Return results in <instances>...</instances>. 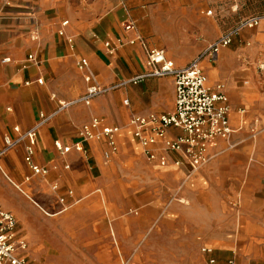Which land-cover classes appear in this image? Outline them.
<instances>
[{
  "label": "crops",
  "instance_id": "1",
  "mask_svg": "<svg viewBox=\"0 0 264 264\" xmlns=\"http://www.w3.org/2000/svg\"><path fill=\"white\" fill-rule=\"evenodd\" d=\"M260 16L264 0H0V148L37 127L32 159L48 170L35 175L25 162L28 140L0 157L15 193L0 206L15 216L29 264H264V18L200 62L211 86L224 85L233 131L209 146L207 164L177 166L162 140L151 160L130 125L175 109L174 79L147 76V48L184 68ZM82 59L116 88L60 109L88 90ZM94 118L120 129L109 159L107 138L79 137Z\"/></svg>",
  "mask_w": 264,
  "mask_h": 264
},
{
  "label": "built area",
  "instance_id": "2",
  "mask_svg": "<svg viewBox=\"0 0 264 264\" xmlns=\"http://www.w3.org/2000/svg\"><path fill=\"white\" fill-rule=\"evenodd\" d=\"M264 16L253 17L243 21L237 29H234L217 39L203 54L195 58L192 63L184 68H177L172 61L166 58V52L162 49L147 48V66L150 77H172L175 83L176 100L175 109L167 114H152L149 116H132L130 125L134 129V137L145 149L147 156L153 160L157 154L151 149L153 145L162 140V150L166 154H178L180 159L174 161L177 166L189 165L192 169H197L210 161L208 149L211 144L218 139L228 140L233 131L230 126L231 106L225 93L224 85L217 84L211 86L208 78L204 74L200 62L208 57L216 60L222 49L228 47L233 39L238 35L239 30L245 26H256ZM67 22L64 23L66 25ZM134 29L133 24L126 25V30ZM141 41V40H140ZM72 42V40H69ZM122 44L121 40H118ZM132 43H135L133 41ZM110 55L114 54L115 47L111 42L105 43ZM33 60V56H29ZM5 61H8L7 59ZM79 69L84 73V79L88 83V90L84 96L69 103L61 104L60 109L70 107L77 103L90 105L94 98L116 88H103L97 81L95 72L91 69L86 59L80 60ZM140 79V78H138ZM132 80L137 83L139 80ZM41 83L40 80H38ZM128 104V101H125ZM43 122L50 116L42 115ZM170 128L181 130L183 136L172 139L167 137ZM19 132L18 129H16ZM98 131L100 134H98ZM118 127H108L103 125V120L94 118L86 125H83L79 137L81 142L107 138L109 150L105 153L106 159L117 152L116 135L119 133ZM37 127L21 134L17 140L6 138V146L0 148V157L7 150L13 148L17 143L28 140L26 146L25 162L35 175L46 176L48 170L40 168L33 162L34 148L36 145ZM79 145V144H78ZM56 147L63 153L70 151L71 147H66L56 143ZM161 164L166 165L165 156L161 158ZM56 190L57 187L55 186ZM64 203V200L61 199ZM17 220L15 216L0 206V264H29L24 253L28 248L25 240L18 237ZM204 252L211 253L212 249L204 248ZM216 261L212 259L211 264ZM232 264V262H231Z\"/></svg>",
  "mask_w": 264,
  "mask_h": 264
},
{
  "label": "rangeland",
  "instance_id": "3",
  "mask_svg": "<svg viewBox=\"0 0 264 264\" xmlns=\"http://www.w3.org/2000/svg\"><path fill=\"white\" fill-rule=\"evenodd\" d=\"M249 6H250V8H252V2H250ZM2 166H3L4 170L7 173H9V171L5 167L4 163L2 164ZM5 178L0 173V205H2L3 207H7L9 201L13 202V199L15 196L13 189L8 185V183H10L8 181V178H6V179ZM162 259H164V258H162ZM164 260H167V259H164Z\"/></svg>",
  "mask_w": 264,
  "mask_h": 264
}]
</instances>
